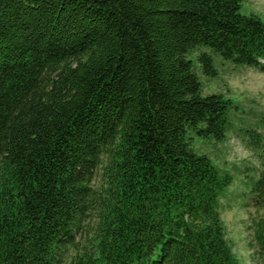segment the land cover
Returning a JSON list of instances; mask_svg holds the SVG:
<instances>
[{
	"label": "trees",
	"instance_id": "1",
	"mask_svg": "<svg viewBox=\"0 0 264 264\" xmlns=\"http://www.w3.org/2000/svg\"><path fill=\"white\" fill-rule=\"evenodd\" d=\"M242 2L0 0V264H240L192 140L231 129L212 55L264 69ZM245 187L263 211L264 161Z\"/></svg>",
	"mask_w": 264,
	"mask_h": 264
},
{
	"label": "rangeland",
	"instance_id": "2",
	"mask_svg": "<svg viewBox=\"0 0 264 264\" xmlns=\"http://www.w3.org/2000/svg\"><path fill=\"white\" fill-rule=\"evenodd\" d=\"M240 13L255 15L264 22V0H243ZM212 56L217 75L212 78L203 77L199 72L197 75L204 95L221 94L231 101V129L219 144L212 139L193 137L192 150L207 156L232 176V184L222 196L219 210L233 253L240 264H264L253 239V222L263 216L264 210L255 209L249 189L245 187L261 170L264 161V69ZM247 130L260 135V144L250 143L243 134ZM100 178L96 174L92 183L95 187Z\"/></svg>",
	"mask_w": 264,
	"mask_h": 264
}]
</instances>
